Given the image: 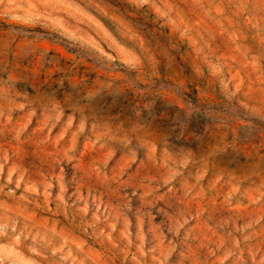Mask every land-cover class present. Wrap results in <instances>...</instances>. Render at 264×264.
<instances>
[{"label": "rangeland", "instance_id": "374dc122", "mask_svg": "<svg viewBox=\"0 0 264 264\" xmlns=\"http://www.w3.org/2000/svg\"><path fill=\"white\" fill-rule=\"evenodd\" d=\"M0 264H264V0H0Z\"/></svg>", "mask_w": 264, "mask_h": 264}]
</instances>
